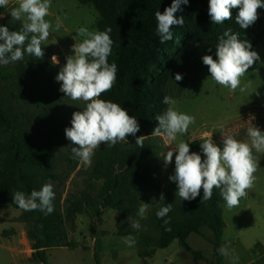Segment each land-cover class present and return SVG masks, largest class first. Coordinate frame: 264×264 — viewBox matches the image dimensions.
<instances>
[{
  "label": "trees",
  "instance_id": "1",
  "mask_svg": "<svg viewBox=\"0 0 264 264\" xmlns=\"http://www.w3.org/2000/svg\"><path fill=\"white\" fill-rule=\"evenodd\" d=\"M76 1L95 7L99 13L98 31L112 29L114 43L108 62L117 64V78L111 91L100 98L120 104L137 119L140 130L114 146L101 144L89 169L78 172L77 175H84L83 180H71L73 187L63 198L61 189L65 185L56 173L57 165L66 162L76 170L80 162L72 156L75 145L66 137L65 129L71 127L73 113L84 109L54 82L65 60L53 64L55 50L42 43V58L25 53L20 61L0 65V209L21 210L13 202L16 191L30 195L32 190L38 191L51 182L54 211L45 215L39 210H21L19 218L27 226L32 261L38 264H48V252L52 249L78 248L79 242L70 236V232L77 230L78 218L87 215L91 220L99 219L105 209L118 214V236H138L142 264H149L157 250L166 249L175 241L196 262L208 261L203 251L190 246L188 240L193 234L211 244L213 260L209 264H225V255L218 251L223 247L226 229L220 189H214L207 201L202 200V189L190 201L166 193L148 214L146 226L140 221L139 208L144 193L157 188L153 178L160 136L151 134L158 126L156 116L170 107L162 101L165 96L170 97L172 85L179 82L175 75L179 73L184 79L198 49L216 59L218 38L228 28L240 33L239 38L248 40L252 47L260 45L264 49V8L258 10L259 18L253 25L241 29L235 22L237 8L231 10V20L213 24L208 15V0H188L175 13L177 18L183 17V26L173 25V40L161 44L155 12L163 13L173 0ZM2 10L0 7V14ZM0 26L19 31L22 22L7 16L0 20ZM185 89L182 86L180 93ZM139 136H145L143 147L136 144ZM200 145L194 144L190 150L204 158ZM168 204L171 211L163 219L157 218L156 212ZM164 220H169V224L165 225ZM134 221L140 223L139 230L132 228ZM205 229L212 235L207 236Z\"/></svg>",
  "mask_w": 264,
  "mask_h": 264
},
{
  "label": "clouds",
  "instance_id": "2",
  "mask_svg": "<svg viewBox=\"0 0 264 264\" xmlns=\"http://www.w3.org/2000/svg\"><path fill=\"white\" fill-rule=\"evenodd\" d=\"M181 3L188 0H173L171 6L164 12H155L157 21L156 32L163 44L173 40V25L183 26V17L177 18L175 13L180 10ZM10 0H0V7L10 12L14 21L22 22L21 30L10 31L7 26H0V65H8L20 61L25 53L36 58H42L44 53L42 43L49 39L51 32L59 31L62 21L56 17L55 25L47 20L50 15L51 0H17L16 6L9 7ZM237 8L235 22L241 29H247L259 18L258 10L264 8V0H208V15L213 24H223L232 19V9ZM3 14H0L2 17ZM109 27L104 31H90L87 27L77 29V36L72 46L74 55L66 58L56 80L62 82L60 90L73 101H83L86 107L72 115L71 127L65 129L66 137L75 147L72 153L83 164L90 165L94 152L101 144L109 147L118 142L127 141L128 136H135L140 130L139 123L134 116L120 104L100 97L113 88L117 78V64L109 63L108 57L112 53L114 41ZM240 33L226 29L218 38L216 45V59L211 55L202 57L203 64L208 67L212 80L230 91L235 92L241 87V79L248 70L260 60L259 54L251 50L248 40H241ZM53 64H59L57 56L51 57ZM183 77L177 73L175 80ZM166 105H175L176 101L165 96L162 101ZM194 117L179 112L174 107L156 116L158 126L151 135L163 136L165 142L177 140V136L187 133L189 126L194 123ZM201 143L204 158L190 150L188 142L179 141L174 148L164 155L165 164L173 160L175 153L174 175L169 179L178 187V196L185 201L196 199L203 190L202 200L211 199L214 189H220V195L228 209L238 207L242 198L246 197L256 181L255 173L259 163L254 155L264 153V132L252 125L247 128L248 140H237L231 134H223L222 147L218 146L208 136ZM145 136H139L136 144L144 146ZM55 198L53 186L48 182L40 190H32L30 195L22 191L13 194V202L24 211L39 210L45 215L54 211L52 201ZM163 200V195H161ZM148 203H141L139 215L149 208ZM171 211V204L161 207L156 216L163 219ZM169 224V220H164ZM132 228L139 230L138 221L132 223ZM170 231V228H166ZM124 242L133 246L135 240L131 236L124 238ZM221 255H228L225 247L219 250Z\"/></svg>",
  "mask_w": 264,
  "mask_h": 264
},
{
  "label": "rangeland",
  "instance_id": "3",
  "mask_svg": "<svg viewBox=\"0 0 264 264\" xmlns=\"http://www.w3.org/2000/svg\"><path fill=\"white\" fill-rule=\"evenodd\" d=\"M16 4L17 0H10L9 7ZM1 14L3 15L0 20L10 16V12L5 8ZM57 16L62 21V27L59 31L51 32L49 39L43 43L55 50L59 63L65 60L66 64V58L74 55L72 46L75 40L82 39L77 36V29L87 27L90 31L98 30L99 13L93 5H81L76 0H51L50 15L46 19L54 26ZM251 50L259 54L260 60L255 62L241 79V87L245 88V91H240L238 88L232 92L216 84L210 77L208 67L203 64L202 57L205 54L202 49L197 50L190 70L182 82L172 85L170 97L176 101V104L170 107L189 114L195 119L187 133L178 134L177 140L171 142L172 145L166 143L163 136L158 139L157 171L153 178L157 188L143 195L142 202L150 204L144 217L140 216L144 226L147 224L145 219L148 214L160 203L161 195L164 196L166 193L178 195L177 184L169 179L174 175L175 153L172 162L167 165L164 162V155L179 141L188 142L192 147L194 144H201L207 138L205 134H208L218 146L222 147L223 134H231L235 138L237 135L247 136L246 129L237 133V126L249 117L256 119L255 125L264 132V128L261 127L264 126V49L257 45ZM57 75L54 77V82L60 89L62 82L56 80ZM182 86L186 89L180 93ZM77 101L80 106L86 107L85 102ZM254 155L259 167L255 173L256 181L250 190L260 194L264 192V153H257L254 150ZM72 156H74L73 153ZM90 165L80 161L76 170L66 162L57 165L56 173L60 177L59 180H64L65 185V188L61 189L63 198L73 187L71 180H83L84 175L77 174L79 171L88 170ZM239 205L242 207L245 205L244 198ZM239 210L241 211V208ZM21 213V210L13 207L0 209V264H38L32 261L33 250L27 235V226L19 221ZM231 215L235 217L234 213H226V220L230 227L224 235V241L236 234L235 219ZM117 221L118 214L110 209L105 210L100 218L95 220H91L87 215L80 216L77 230L70 232V236L79 242V247L74 250L67 248L50 250L48 264H142V260L138 257V236H131L135 243L129 247L124 242L127 236L117 235ZM205 234L212 235L208 229H205ZM189 244L193 249H200L199 251L205 253L208 259L207 264L213 260V248L206 239L195 234L191 237ZM191 258L192 256L180 246L179 242L175 241L169 250H159L153 260L148 262L171 264L172 261L174 264H191ZM227 258L230 262V254Z\"/></svg>",
  "mask_w": 264,
  "mask_h": 264
},
{
  "label": "crops",
  "instance_id": "4",
  "mask_svg": "<svg viewBox=\"0 0 264 264\" xmlns=\"http://www.w3.org/2000/svg\"><path fill=\"white\" fill-rule=\"evenodd\" d=\"M256 121V119L250 117L246 118L244 122L237 126V133L244 131V129L247 130L251 124L258 127V125H255ZM261 127L264 128V126ZM236 139L245 141L248 140V136L244 137L237 135ZM244 199L245 205L243 207L239 205L238 207L228 209L224 205L223 218L226 223L224 235L230 227L226 220L227 212L235 214V217L232 215L231 217L235 219L236 223L235 236L228 238L223 244V247L227 249L228 255L230 254L231 257V261L229 262L227 258L228 255L225 256V264H264V192L255 194L253 191L248 190V194L246 197H244ZM239 208H241V211ZM105 210H103L102 213H104ZM193 235L190 236L188 242H190V239L193 237ZM172 245L166 249L159 250L167 251ZM159 250H157L154 257L157 255ZM154 257L149 260L152 261ZM190 261L191 264H207L206 261L196 262L193 256ZM171 264H174V262L171 261Z\"/></svg>",
  "mask_w": 264,
  "mask_h": 264
}]
</instances>
